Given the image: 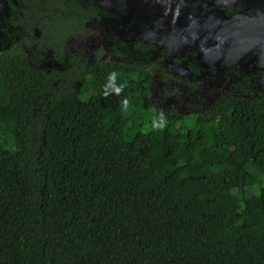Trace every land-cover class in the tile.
<instances>
[{
	"label": "trees",
	"instance_id": "16d2710c",
	"mask_svg": "<svg viewBox=\"0 0 264 264\" xmlns=\"http://www.w3.org/2000/svg\"><path fill=\"white\" fill-rule=\"evenodd\" d=\"M44 35L51 65L0 49V264H264V97L186 119Z\"/></svg>",
	"mask_w": 264,
	"mask_h": 264
},
{
	"label": "flooded vegetation",
	"instance_id": "af4514ba",
	"mask_svg": "<svg viewBox=\"0 0 264 264\" xmlns=\"http://www.w3.org/2000/svg\"><path fill=\"white\" fill-rule=\"evenodd\" d=\"M178 16L188 18L178 24ZM252 22L257 42L232 31ZM45 33L61 41L63 56L86 65L147 68L148 88L155 77L161 102H175L162 109L155 100L154 109L182 116L174 108L186 102L199 116L228 97H264V0H0V49L51 65L53 51L41 44ZM212 54L213 73L206 61ZM205 83L216 89L203 95Z\"/></svg>",
	"mask_w": 264,
	"mask_h": 264
},
{
	"label": "rangeland",
	"instance_id": "374dc122",
	"mask_svg": "<svg viewBox=\"0 0 264 264\" xmlns=\"http://www.w3.org/2000/svg\"><path fill=\"white\" fill-rule=\"evenodd\" d=\"M149 80H150L149 88H150L151 106L152 107L153 106L156 107L155 100H157V101L160 102L159 108L171 109L172 106H173V103H175V102L173 100H171V99H167V101L170 103V106H167L165 103H162L161 99H160V91L158 89L159 85L157 83V79L154 77L152 79L149 78ZM154 84H156V86ZM215 89H216V86L210 85L209 83H205V85L203 87V90H202L204 92L203 95L210 94ZM174 109L177 110L183 117L189 116L194 121L198 117V115H197L198 112L197 111H192L190 105L188 103H186V102H182V103L177 104V107H175ZM146 117L147 118H152V116H151V114L149 112L146 114ZM186 119H188V118H186ZM185 123H188L190 126H193L192 122H190L188 120ZM221 128H222V131H223L224 134L228 133L227 129L223 125H221ZM177 132L186 134L187 133V129L177 130ZM152 140L154 141L153 145L155 144L154 147H153V150H154L153 152H154L155 155H159L160 147H158V145H157V134H153L152 135ZM213 170L215 172L219 171L218 167L213 168ZM252 201H253L254 205L260 206V201L258 199H253Z\"/></svg>",
	"mask_w": 264,
	"mask_h": 264
},
{
	"label": "water",
	"instance_id": "95a60500",
	"mask_svg": "<svg viewBox=\"0 0 264 264\" xmlns=\"http://www.w3.org/2000/svg\"><path fill=\"white\" fill-rule=\"evenodd\" d=\"M211 9H213V8H211ZM168 18H170V16H168L167 17V19ZM173 17H171V19H172ZM187 18L188 17H184V16H178L177 18H176V21L178 22V24H181V22H183V20H187ZM152 19H154V20H163V18L162 17H160V16H153L152 17ZM177 24V25H178ZM252 26H253V22L250 24V26H249V29H247V28H243V29H240L238 26H233L232 27V31L233 32H235V31H237V30H240V31H242L243 33H245L246 35H248L250 38L249 39H253L255 42H257V37H256V34L254 33V34H251L249 31L252 29ZM203 57V56H202ZM204 59V58H203ZM205 60V59H204ZM206 61H208L207 62V64H209V72H215L217 69H216V55L214 56L213 54L212 55H210V58L209 59H207ZM240 64H242V63H240ZM198 67L199 68H202V69H204L203 67H201L200 65H198ZM205 70V69H204ZM192 74H193V72L191 71V70H189ZM188 76H190V75H188ZM182 78H185V77H182ZM190 79L191 80H193L192 79V77L190 76Z\"/></svg>",
	"mask_w": 264,
	"mask_h": 264
}]
</instances>
